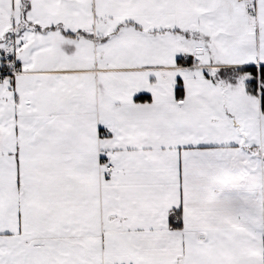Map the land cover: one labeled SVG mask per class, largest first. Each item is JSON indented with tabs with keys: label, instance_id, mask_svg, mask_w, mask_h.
Instances as JSON below:
<instances>
[{
	"label": "snow or ice",
	"instance_id": "6c2138e0",
	"mask_svg": "<svg viewBox=\"0 0 264 264\" xmlns=\"http://www.w3.org/2000/svg\"><path fill=\"white\" fill-rule=\"evenodd\" d=\"M0 264H264V0H0Z\"/></svg>",
	"mask_w": 264,
	"mask_h": 264
}]
</instances>
